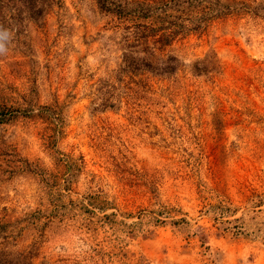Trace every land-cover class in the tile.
Listing matches in <instances>:
<instances>
[{
    "label": "rangeland",
    "instance_id": "rangeland-1",
    "mask_svg": "<svg viewBox=\"0 0 264 264\" xmlns=\"http://www.w3.org/2000/svg\"><path fill=\"white\" fill-rule=\"evenodd\" d=\"M146 1L0 0V264H264V0Z\"/></svg>",
    "mask_w": 264,
    "mask_h": 264
},
{
    "label": "trees",
    "instance_id": "trees-1",
    "mask_svg": "<svg viewBox=\"0 0 264 264\" xmlns=\"http://www.w3.org/2000/svg\"><path fill=\"white\" fill-rule=\"evenodd\" d=\"M171 1L173 0H147L146 2L139 3L140 5H138L139 7L138 11L135 9L134 10L131 9L130 13L133 18H137V16H141L142 19H151V18L153 19L155 15H157L155 12H159L158 10H162L161 12L162 14H164V18L165 17L168 18L170 16L173 17L174 15L169 9L170 7L169 5ZM218 2H219L218 0H175L172 9L176 10L180 14L186 13L188 10H191L193 22H195L196 20V22H198L200 25L201 24L200 22L204 21L205 23L208 22L209 19L211 20L212 18L224 16L228 12V10H230V5H228L227 7H225L226 5L225 6L222 5V7L216 9L215 6L216 3ZM102 7L106 8V10H111L110 7H107L106 5H102ZM225 8H227V11H225L226 10ZM137 12H140L141 14ZM168 24L171 23L168 22ZM145 26L148 27V29H152V26H149L147 24ZM176 32L177 31H173V30L166 31L163 34V37H165L163 39L168 40L170 39V37L172 38L174 35H176ZM150 36H151L150 34L145 37L136 36L133 43L134 44L137 43V45L133 44L131 46L134 47L140 46V48H142L143 45L149 43ZM158 41H161V39ZM167 44L168 43H164V45ZM259 203L260 204L264 203V199H259Z\"/></svg>",
    "mask_w": 264,
    "mask_h": 264
},
{
    "label": "clouds",
    "instance_id": "clouds-1",
    "mask_svg": "<svg viewBox=\"0 0 264 264\" xmlns=\"http://www.w3.org/2000/svg\"><path fill=\"white\" fill-rule=\"evenodd\" d=\"M12 39V31L9 28L0 25V55L7 54Z\"/></svg>",
    "mask_w": 264,
    "mask_h": 264
}]
</instances>
